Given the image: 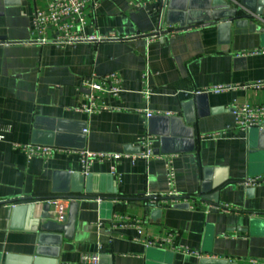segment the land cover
<instances>
[{
	"label": "crops",
	"instance_id": "0c3cea01",
	"mask_svg": "<svg viewBox=\"0 0 264 264\" xmlns=\"http://www.w3.org/2000/svg\"><path fill=\"white\" fill-rule=\"evenodd\" d=\"M50 1L0 0V264H84L82 255L94 253L99 264H199L202 257L264 264V224L250 226L264 220V184L241 183L264 175L250 147L264 149V136L237 128L234 114L236 104H264V87L249 86L264 80V23H207L199 5L185 9L201 19L187 25V0H95L85 34L117 38L57 44L39 41L32 21ZM169 26L173 35L153 34ZM112 72L123 91L106 101L118 109L77 111L89 93L83 79ZM221 84L232 87L207 91ZM145 88L153 91L148 100ZM172 116L193 126L194 150L160 151L158 134ZM146 135L156 152L174 157L179 197L167 195L165 160L125 155L137 153ZM14 143L55 151L28 158ZM84 150L122 156L96 160L85 174ZM74 173L88 197L74 200L71 236L39 228L44 197L72 201ZM215 192L216 204L198 199ZM152 195L164 198L153 201L160 211L143 199ZM169 232L193 253L147 244Z\"/></svg>",
	"mask_w": 264,
	"mask_h": 264
},
{
	"label": "built area",
	"instance_id": "2783aa9c",
	"mask_svg": "<svg viewBox=\"0 0 264 264\" xmlns=\"http://www.w3.org/2000/svg\"><path fill=\"white\" fill-rule=\"evenodd\" d=\"M95 0H51L48 6L44 9L37 8L33 13V25L38 34V40L41 42H55L57 44L75 43L79 41L87 40H105L117 38V36L111 34L105 35H86L84 29L88 23V14L86 12L88 6H95ZM161 32H166L173 35L176 31L172 27H159L154 35H158ZM249 86L257 88L264 87V80L257 81ZM82 88H87L89 93L87 94V102L81 104L76 108L77 111L86 112L88 114L100 113L107 110H116L117 107L106 101V98H115L120 96L123 91L122 79L118 73L112 72L106 75L92 74L91 76L84 78L82 81ZM232 86L230 85H215L208 88L207 91L214 93H221ZM150 88H145L142 91L143 97L148 100L152 94ZM235 114V126L242 131H249L250 129L264 130V104H236L234 106ZM146 116L148 118L153 116V112L146 110ZM85 131H87L85 129ZM221 135V134H215ZM1 138V136H0ZM139 151L133 154H125L132 158H158L165 160L166 163V177L169 186L168 196L179 197L180 194L175 189L176 173L173 165V156L164 155L158 153L154 149V139L150 135L142 136L138 140ZM16 149L22 150L28 156V158L42 157L45 159L50 158L55 149L50 146L36 145V144H21L14 143ZM122 154L93 152L84 150L81 152V161L83 166V172L87 174L92 164L97 161H103L110 158H119ZM245 186H254L258 184H264V175H258L246 178L241 181ZM50 204L54 219L58 222H63L66 219L69 202L61 197H51L45 200ZM228 209V208H227ZM136 221L135 225L138 230L142 229V226ZM175 235L173 232H169L163 238H147L148 245L162 246L168 245L179 250L183 249L189 253H193L186 248L178 247L175 245ZM100 257L98 254H83L81 261L84 264H99Z\"/></svg>",
	"mask_w": 264,
	"mask_h": 264
},
{
	"label": "water",
	"instance_id": "95a60500",
	"mask_svg": "<svg viewBox=\"0 0 264 264\" xmlns=\"http://www.w3.org/2000/svg\"><path fill=\"white\" fill-rule=\"evenodd\" d=\"M201 6L202 9H205L203 13L205 15L202 19H205L207 23H214V22H229L236 20L238 24H246L249 20H253L259 23H264V0H187L186 5L184 7V11L182 12V18H190L187 25H193L194 23L199 22L198 20L201 19H194L192 17V12H186L185 9H193ZM244 10V11H243ZM243 11V14L241 13ZM209 14V16H208ZM208 17V18H207ZM184 21V20H182ZM184 25V22H182ZM264 32V28H263ZM154 117V116H152ZM151 117V118H152ZM165 126L163 132L159 135L160 139V151L162 153H172V152H188L192 151L195 148L196 140H195V131L193 126L189 123L188 120L183 119L180 116H172L165 119ZM254 132V131H253ZM258 136H264V130L258 131ZM257 136V138H258ZM256 139H253L254 141ZM50 144L51 142H45ZM251 147V154H260L259 158L264 161V149L259 146L258 143L255 144L250 142ZM73 186L70 190L66 192H71L73 194L68 195L69 199L72 201L69 203L68 212L66 219L63 222H58L54 219L52 214V209L50 204L45 202L42 206L43 213H42V222L39 225V228L44 230H54L62 232L67 236H71L73 227H74V220L76 216V204L74 202L75 199L80 198H87L85 194H81L82 190L80 187L74 186L76 183V179L80 178L78 173H74L71 175ZM221 184L217 185L215 189H218ZM209 190H203L202 192H208ZM79 193V194H77ZM52 196L44 197L43 200H47ZM114 200L116 198H113ZM145 201L148 202V205L152 208H156V210H161V205L156 204L153 201H161L164 198L158 196H146L143 198ZM198 199L209 201L212 204L218 203L217 192L212 196H200ZM104 200V199H102ZM16 205L14 208H17ZM34 207L33 204L25 205L24 209L26 211L32 210ZM259 224H264L263 219L252 218L250 220V226L253 229L254 226ZM251 229V230H252ZM199 264H232L228 260L225 259H218V258H206L202 257L199 260Z\"/></svg>",
	"mask_w": 264,
	"mask_h": 264
}]
</instances>
